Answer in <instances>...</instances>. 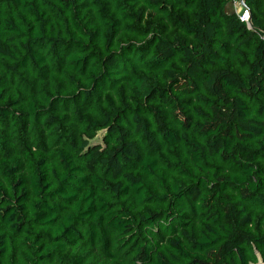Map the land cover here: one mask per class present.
I'll list each match as a JSON object with an SVG mask.
<instances>
[{
  "label": "trees",
  "instance_id": "16d2710c",
  "mask_svg": "<svg viewBox=\"0 0 264 264\" xmlns=\"http://www.w3.org/2000/svg\"><path fill=\"white\" fill-rule=\"evenodd\" d=\"M232 1L0 0V264H264V0Z\"/></svg>",
  "mask_w": 264,
  "mask_h": 264
},
{
  "label": "rangeland",
  "instance_id": "374dc122",
  "mask_svg": "<svg viewBox=\"0 0 264 264\" xmlns=\"http://www.w3.org/2000/svg\"><path fill=\"white\" fill-rule=\"evenodd\" d=\"M229 10L234 12L237 16L242 15L243 13V5L238 1V0H234L232 1L229 6H228ZM146 18H150L153 20L158 21V15L154 14V12L147 8L144 12ZM100 133L98 134V136L94 139V141L100 140Z\"/></svg>",
  "mask_w": 264,
  "mask_h": 264
},
{
  "label": "built area",
  "instance_id": "2783aa9c",
  "mask_svg": "<svg viewBox=\"0 0 264 264\" xmlns=\"http://www.w3.org/2000/svg\"><path fill=\"white\" fill-rule=\"evenodd\" d=\"M240 2V1H239ZM241 3V2H240ZM242 4V3H241ZM243 5V4H242ZM248 12V16L247 17H244V13L245 12ZM241 19H243V20H245V21H248L249 20V18H250V13H249V11L243 6V13H242V15H240L239 16Z\"/></svg>",
  "mask_w": 264,
  "mask_h": 264
},
{
  "label": "snow or ice",
  "instance_id": "6c2138e0",
  "mask_svg": "<svg viewBox=\"0 0 264 264\" xmlns=\"http://www.w3.org/2000/svg\"><path fill=\"white\" fill-rule=\"evenodd\" d=\"M248 16V12L246 11L245 13H244V17H247Z\"/></svg>",
  "mask_w": 264,
  "mask_h": 264
}]
</instances>
